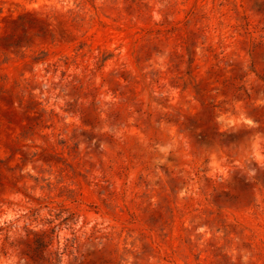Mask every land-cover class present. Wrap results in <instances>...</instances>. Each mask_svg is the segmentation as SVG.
<instances>
[{"label":"rangeland","instance_id":"obj_1","mask_svg":"<svg viewBox=\"0 0 264 264\" xmlns=\"http://www.w3.org/2000/svg\"><path fill=\"white\" fill-rule=\"evenodd\" d=\"M0 264H264V0H0Z\"/></svg>","mask_w":264,"mask_h":264},{"label":"trees","instance_id":"obj_2","mask_svg":"<svg viewBox=\"0 0 264 264\" xmlns=\"http://www.w3.org/2000/svg\"><path fill=\"white\" fill-rule=\"evenodd\" d=\"M54 230H55V229L53 228L52 231H51V233H53ZM43 236H44V238H45V237H50V235H47L46 231H44V232L42 233V238H43ZM51 243H52V241L49 239L48 241H46L45 247H46V248H49V247L51 246Z\"/></svg>","mask_w":264,"mask_h":264}]
</instances>
